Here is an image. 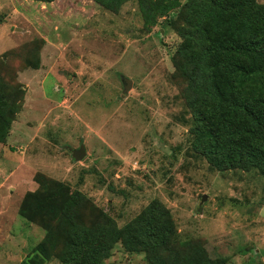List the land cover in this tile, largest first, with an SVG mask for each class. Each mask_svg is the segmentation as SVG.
Masks as SVG:
<instances>
[{"label":"rangeland","instance_id":"1","mask_svg":"<svg viewBox=\"0 0 264 264\" xmlns=\"http://www.w3.org/2000/svg\"><path fill=\"white\" fill-rule=\"evenodd\" d=\"M178 12L149 18L138 0L115 12L92 0H0V67H11L0 74L23 92L0 142V264H62L40 244L76 191L88 200L84 221L93 205L122 227L158 201L173 243L264 264V177L219 171L192 149L172 62ZM30 53L37 66L26 64ZM104 263L148 264L121 244Z\"/></svg>","mask_w":264,"mask_h":264},{"label":"trees","instance_id":"2","mask_svg":"<svg viewBox=\"0 0 264 264\" xmlns=\"http://www.w3.org/2000/svg\"><path fill=\"white\" fill-rule=\"evenodd\" d=\"M92 1L115 12L129 0ZM138 1L149 18L153 13L164 17L179 10L176 18L169 20L181 39L172 62L191 114L192 149L219 171L257 170L264 177V3ZM14 51L10 54L15 58ZM30 55L26 64L37 66L38 56ZM10 68L5 63L0 72ZM13 87L0 74L2 143L21 110L20 102L14 100L22 98L23 92ZM87 202L78 191L71 195L40 244L43 252L46 248L51 251L49 258L58 257L62 264H105L114 247L121 244L130 254H145L148 264H227L223 257L210 256L200 242L173 243L171 214L158 201L122 227L93 205L84 221L80 208Z\"/></svg>","mask_w":264,"mask_h":264},{"label":"water","instance_id":"3","mask_svg":"<svg viewBox=\"0 0 264 264\" xmlns=\"http://www.w3.org/2000/svg\"><path fill=\"white\" fill-rule=\"evenodd\" d=\"M127 83L128 85L130 86L131 85V81L130 80H127ZM127 90V89H126ZM72 156L75 160L77 161H80L82 160L85 156H86V151H85V148L83 146H81L78 150H74L72 152ZM206 199V197H204L202 199V202Z\"/></svg>","mask_w":264,"mask_h":264}]
</instances>
